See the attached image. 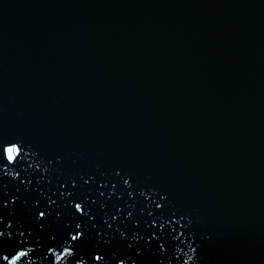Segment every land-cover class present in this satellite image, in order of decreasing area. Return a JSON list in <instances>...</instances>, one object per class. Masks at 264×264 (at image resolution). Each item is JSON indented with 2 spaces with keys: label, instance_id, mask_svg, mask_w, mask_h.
I'll return each mask as SVG.
<instances>
[{
  "label": "water",
  "instance_id": "95a60500",
  "mask_svg": "<svg viewBox=\"0 0 264 264\" xmlns=\"http://www.w3.org/2000/svg\"><path fill=\"white\" fill-rule=\"evenodd\" d=\"M190 248L264 264V0H0V264Z\"/></svg>",
  "mask_w": 264,
  "mask_h": 264
},
{
  "label": "clouds",
  "instance_id": "9594fccd",
  "mask_svg": "<svg viewBox=\"0 0 264 264\" xmlns=\"http://www.w3.org/2000/svg\"><path fill=\"white\" fill-rule=\"evenodd\" d=\"M14 163V161H10V164ZM192 253H194V249H189V252L188 253H185V256H186V261H185V264H188L189 261H192L193 260V255ZM72 253H70L71 255Z\"/></svg>",
  "mask_w": 264,
  "mask_h": 264
},
{
  "label": "snow or ice",
  "instance_id": "6c2138e0",
  "mask_svg": "<svg viewBox=\"0 0 264 264\" xmlns=\"http://www.w3.org/2000/svg\"><path fill=\"white\" fill-rule=\"evenodd\" d=\"M13 151H15V149H9V152H13Z\"/></svg>",
  "mask_w": 264,
  "mask_h": 264
}]
</instances>
